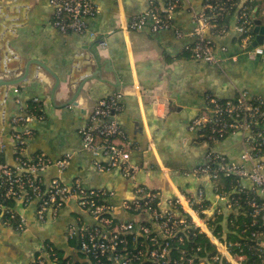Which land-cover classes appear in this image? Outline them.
<instances>
[{"label":"crops","instance_id":"crops-1","mask_svg":"<svg viewBox=\"0 0 264 264\" xmlns=\"http://www.w3.org/2000/svg\"><path fill=\"white\" fill-rule=\"evenodd\" d=\"M94 1L99 13L87 20L89 30L94 32L89 36L61 33L52 26L48 0H0V76H18L27 59H38L59 79L52 100L48 91L54 78L34 63L23 82L0 87V161L15 164L9 118L24 112L26 105L38 98L43 118L30 123L33 135L23 155L42 153L52 160L68 155L60 175L63 182L79 178L86 187L110 188L114 192L113 203L130 197L133 182L123 178L118 170H93V156L82 148L78 133L97 101L117 92L121 94V108L112 118L129 141L130 160L144 169L137 173L135 182L159 191L160 206L164 208L167 199L180 190L199 186L208 199L213 198L208 178L197 177L192 171L203 163L208 150L239 161L243 150L241 136L233 134L208 142L196 130H189L188 123L206 110L207 94L231 99L242 88L251 96L264 98V56L250 58L242 50L234 29L235 13L229 15L224 33L209 35L218 63L187 55V46L193 40V18L203 10L205 0H183L172 13V26L154 32L149 19L139 30H127L125 25L132 15L144 12L150 2L159 7L164 0ZM255 17H261L264 24V5L259 10L256 7ZM100 39L103 42L96 45ZM95 47L108 70L102 68L99 79L82 84L81 79L92 71ZM116 79L118 91L112 86ZM70 99L74 100L72 104L64 103ZM115 141L123 142L121 138ZM39 174L47 182L57 172L50 166ZM11 204L25 217L27 226L18 232L0 219V264H30L44 241L52 243L63 257L78 258L66 229L78 216L86 222L90 218L73 200L60 208L56 218L44 223L35 220L33 203L25 205L22 200H15ZM117 213L127 216L121 210Z\"/></svg>","mask_w":264,"mask_h":264},{"label":"built area","instance_id":"built-area-1","mask_svg":"<svg viewBox=\"0 0 264 264\" xmlns=\"http://www.w3.org/2000/svg\"><path fill=\"white\" fill-rule=\"evenodd\" d=\"M182 1L164 0L159 7L150 2L144 12L128 19L125 29H142L148 19L152 32L170 28L172 13ZM249 1L231 2L228 8L235 5L234 29L239 34V45L250 58H256L263 54L264 44L248 49L255 38L254 10H250ZM48 2L52 7L51 24L59 32L94 35L87 26V20L99 13L94 0ZM224 8L225 2L205 0L203 10L194 15L193 40L187 46L191 58L219 62L210 36L227 30L228 24H217ZM120 97L116 92L99 99L78 129L82 148L93 156V170H118L123 178L133 182L131 196L118 203L111 201L114 192L110 188L86 187L79 178L63 182L60 175L68 155L56 160L42 153L23 155L33 135L30 123L43 118L40 99L31 100L37 103L34 108L26 105L24 112L9 118L15 164L0 161L3 224L18 232L26 229L27 220L11 204L15 200H22L25 205L33 203L35 220L40 223L56 218L69 200L90 218L86 222L78 216L66 229L67 237L75 242L77 259L59 257L54 245L44 241L30 264H264V98L251 96L242 88L231 99L206 95V110L190 120L188 129L196 130L208 142L239 134L243 144L239 161L208 150L203 163L192 173L208 178L213 198L208 199L199 186L190 191L180 190L167 199L164 208L160 206L159 191L135 182L137 173L144 169L130 160L129 141L112 118L121 108ZM117 138L123 142H116ZM50 166L55 167L57 175L44 182L39 173ZM223 177L232 179L228 189L221 182ZM118 210L127 216H118ZM191 228L207 237L214 252L201 257L197 246L181 249L179 256L172 258V248L189 238Z\"/></svg>","mask_w":264,"mask_h":264},{"label":"water","instance_id":"water-1","mask_svg":"<svg viewBox=\"0 0 264 264\" xmlns=\"http://www.w3.org/2000/svg\"><path fill=\"white\" fill-rule=\"evenodd\" d=\"M255 10L254 9L253 13H252V17H253V22H254V27H253V31L255 33V38L252 40L251 44L248 46V49L251 48L252 46L258 45V44H264V24H262L261 21V17L256 18L255 17ZM103 41L100 39L97 41V44L102 43ZM94 49V64H93V68L91 73L88 76H85L84 78L81 79V83L83 84L85 81H88L90 79H99V72L100 70L103 68L104 70H108L105 62H101L100 60V56L98 54V50L97 48H93ZM264 56V52L261 56H257L256 58L258 59L259 57H263ZM34 63L37 66H39L40 68L44 69L46 72H48L50 75H52V77L54 78V83L53 85L50 87L49 91H48V95L50 97V100L53 99L54 96V92L56 91V89L58 88L59 85V79L56 76V74L46 65L44 64L42 61L38 60V59H27L23 66H22V72L21 74H19L18 76H9L6 78H3L2 76H0V87H5V86H17L19 83L23 82L29 73V67L30 65ZM110 66V65H109ZM111 70V66L109 68ZM2 71L0 70V73ZM80 85V84H79ZM112 86L116 89V91H118L120 88L119 86V82L116 79L114 82H112ZM80 87V86H79ZM77 91H80V88H78ZM75 94L77 95L78 93L75 92ZM73 99V98H72ZM74 100H67L66 102H64L65 104H72Z\"/></svg>","mask_w":264,"mask_h":264},{"label":"trees","instance_id":"trees-1","mask_svg":"<svg viewBox=\"0 0 264 264\" xmlns=\"http://www.w3.org/2000/svg\"><path fill=\"white\" fill-rule=\"evenodd\" d=\"M213 1V0H210ZM221 3L225 2V7L223 9V11L220 13L218 19H217V24L218 25H226L227 24V20L230 14H232L235 10V5H232V9L228 8L231 5V2H237L238 0H231V1H226V0H218ZM262 5H264V0H250L248 2V6L250 8V10H254V8L257 7V10L260 9V7H262ZM187 55H189V51L187 50ZM36 102L30 101L29 102V107L30 108H34L36 106ZM36 113H38L36 111ZM264 162V160H263ZM232 179L229 177H223L221 179V182L224 184V187L226 189L229 188L230 184H231ZM13 203V202H11ZM193 232H196L194 235H192ZM231 232V231H228ZM72 243H75L74 240L72 241ZM173 245H176L175 241H173ZM199 246L200 247V252H199V256L203 257V256H207L209 253L214 252V247L210 244L209 240L207 239V237L202 234V233H198L196 231V229L191 228V235L189 236L188 239L185 240V242H183L182 244H179V246H174L170 252V256L172 258H177L179 256L180 250L181 249H189V248H195ZM58 251V255L59 257H63L60 253L59 250Z\"/></svg>","mask_w":264,"mask_h":264},{"label":"rangeland","instance_id":"rangeland-1","mask_svg":"<svg viewBox=\"0 0 264 264\" xmlns=\"http://www.w3.org/2000/svg\"><path fill=\"white\" fill-rule=\"evenodd\" d=\"M250 49V48H249Z\"/></svg>","mask_w":264,"mask_h":264}]
</instances>
